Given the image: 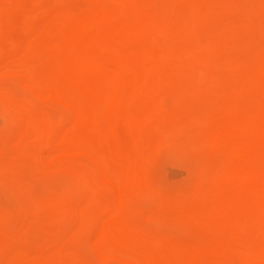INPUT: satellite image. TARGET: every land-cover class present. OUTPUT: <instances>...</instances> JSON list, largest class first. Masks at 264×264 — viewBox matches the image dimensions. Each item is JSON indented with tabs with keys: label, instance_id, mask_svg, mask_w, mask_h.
<instances>
[{
	"label": "rangeland",
	"instance_id": "374dc122",
	"mask_svg": "<svg viewBox=\"0 0 264 264\" xmlns=\"http://www.w3.org/2000/svg\"><path fill=\"white\" fill-rule=\"evenodd\" d=\"M0 243L264 264V0H0Z\"/></svg>",
	"mask_w": 264,
	"mask_h": 264
},
{
	"label": "bare ground",
	"instance_id": "6f19581e",
	"mask_svg": "<svg viewBox=\"0 0 264 264\" xmlns=\"http://www.w3.org/2000/svg\"><path fill=\"white\" fill-rule=\"evenodd\" d=\"M92 2V1H91ZM91 5H92V3H90ZM149 4H151V3H149ZM89 5V4H88ZM147 6V5H146ZM105 7H107V6H105ZM129 8V7H128ZM147 8V7H146ZM124 14L123 15H125V12H123ZM130 14V13H129ZM153 14H155V13H153ZM120 15V14H119ZM145 15V14H144ZM98 16V15H97ZM64 16H60V19H62ZM123 17V16H122ZM146 17V16H145ZM121 19V18H120ZM125 19V18H124ZM131 19V18H130ZM138 19H141V18H138ZM137 19V20H138ZM69 20V19H68ZM118 20V19H117ZM126 20V19H125ZM132 21V20H131ZM135 21H136V18H135ZM141 21V20H140ZM151 21H153V20H151ZM92 22H94V21H92ZM125 23H126V21H125ZM132 24H133V22H131ZM170 23H172V22H170ZM120 24V23H119ZM136 25V24H135ZM156 25V24H155ZM158 25V24H157ZM124 26H127V25H125L124 24ZM134 26V24L132 25V27ZM149 26V25H148ZM191 26V25H190ZM104 27V26H103ZM114 27H116V26H114ZM139 27H140V25H139ZM152 26H150V28H151ZM126 28H128V27H126ZM155 28V27H154ZM108 29H110V28H108ZM114 29V28H113ZM143 29V27H141L140 28V30H142ZM137 31H139V30H137ZM161 32V31H160ZM110 33V32H109ZM121 33V32H120ZM135 33H137V32H135ZM138 33H141V32H138ZM122 34V33H121ZM130 36V35H129ZM126 38V37H125ZM162 40V39H161ZM164 41V40H163ZM167 42V41H166ZM106 45V44H105ZM141 48H144V47H142V46H140ZM118 49V48H117ZM120 50H121V48H120ZM146 50V49H145ZM64 51V50H63ZM76 51H79V50H76ZM105 51V50H104ZM107 51V50H106ZM121 51H124V50H121ZM164 51V50H163ZM150 52V51H149ZM171 52V51H170ZM184 52V51H183ZM188 52V51H187ZM124 53V52H123ZM122 53V54H123ZM139 53V52H138ZM164 53H166V52H164ZM169 53V52H168ZM75 54V53H74ZM156 54V53H155ZM160 54V53H159ZM92 55V53H90V55L89 56H91ZM162 54H160V58H162L163 56H161ZM94 56V55H93ZM93 56H91V57H93ZM141 56V55H140ZM90 57V58H91ZM168 57V56H167ZM166 57V58H167ZM182 57V56H181ZM188 57V56H187ZM80 58V57H79ZM164 58V57H163ZM100 59V58H99ZM183 59V58H182ZM79 60V59H78ZM101 60V59H100ZM179 60V59H178ZM185 60V59H184ZM118 61V60H117ZM160 61H162V59H160ZM175 61V60H174ZM177 61V60H176ZM186 62V61H185ZM133 63V62H132ZM178 63V62H177ZM104 64H107V63H104ZM122 64H124V63H122ZM140 64V63H139ZM217 64V63H216ZM109 65V64H108ZM146 65V64H145ZM111 66H113V65H111ZM138 66H140V65H138ZM147 66V65H146ZM187 66V65H186ZM113 67H116V66H113ZM148 67V66H147ZM134 68V67H133ZM147 69H149V68H147ZM159 69V68H158ZM197 69H199V68H197ZM135 71H136V69H135ZM149 71H151V70H149ZM160 71V70H159ZM140 72V71H139ZM153 73H155V72H153ZM201 73V72H200ZM49 74V73H48ZM121 74V73H120ZM145 74H147V73H145ZM49 76V75H48ZM211 76V75H210ZM138 78H140L139 76H138ZM149 79V78H148ZM148 79H146V80H148ZM199 80H201V79H199ZM213 80V79H212ZM123 81V80H122ZM149 81H151V80H149ZM195 81V80H194ZM43 82H45V81H43ZM158 82V81H157ZM38 83L41 85L42 84V86L44 85V83H41V82H39L38 81ZM205 83V82H204ZM153 84V83H152ZM156 84V83H155ZM159 85V84H158ZM158 85H155V86H158ZM151 86V85H150ZM218 87V86H217ZM155 88V87H154ZM211 91V90H210ZM68 91L67 90H65L64 88H63V86H60V87H58L57 89H56V93L59 95V96H65L66 98H69V100L70 99H72V98H74V97H72L73 96V94H74V92H72L71 93V91H70V93H71V95H70V93L68 94L67 93ZM137 92H139V91H137ZM76 94V93H75ZM83 94H85V93H83ZM184 95V94H183ZM75 99V98H74ZM73 99V100H74ZM123 99V98H122ZM126 99V98H125ZM181 99H183V98H181ZM206 99H207V97H206ZM73 100H71L70 101V103L69 102H67V103H69L70 105H73ZM75 101H77L76 99H75ZM80 101H81V99H80ZM105 101V103H106V99L104 100ZM144 101V100H143ZM159 101V100H158ZM79 102V101H78ZM75 102V103H77V106H79L80 104L79 103H81V102ZM117 102H119V101H117ZM137 103V102H136ZM191 103V102H190ZM79 104V105H78ZM75 105V104H74ZM133 105V104H132ZM158 105H160V104H158ZM188 105H190V104H188ZM187 105V106H188ZM102 107H104V103L101 105ZM101 106H98L100 109H98L99 111H101L102 109H101ZM189 107V106H188ZM96 108V107H95ZM157 109V108H156ZM206 109V108H205ZM149 110V109H148ZM183 110H184V108H183ZM206 110H208V109H206ZM153 111V110H152ZM88 112H90V111H88ZM147 112H149V111H147ZM191 112V111H190ZM207 112V111H206ZM209 112H212V111H209ZM208 112V113H209ZM98 113H101V112H98ZM157 113V112H156ZM183 114H185V112L183 113ZM154 115H156V116H158V114H154L153 113V116L152 115H148V117H149V119H152L151 117H154ZM211 115V114H210ZM142 116H144V114L142 115ZM195 116V115H194ZM217 116V115H216ZM139 117H141V115H139ZM165 117V116H164ZM88 118V117H87ZM195 118V117H194ZM200 118V117H199ZM146 119V118H145ZM144 119V120H145ZM153 119H155V120H159L160 118L158 117V119L155 117V118H153ZM208 119V118H207ZM160 121V120H159ZM187 121V120H186ZM158 121H156V123H157ZM242 124V123H241ZM151 125H154V124H152L151 123ZM181 128H183V127H181ZM191 128V127H190ZM187 129V128H186ZM183 130V131H187V130ZM195 129V128H194ZM189 131V130H188ZM80 133H81V131H80ZM221 133V132H220ZM65 134V133H64ZM191 135V134H190ZM69 137H70V135H69ZM67 140V139H66ZM76 140V139H75ZM219 140V139H218ZM71 141H72V138H71ZM73 142H74V144H75V141L73 140ZM97 144V143H96ZM142 144V143H141ZM148 144V143H147ZM148 146H151L150 145V143L148 144ZM145 147V146H144ZM147 148V147H146ZM151 148V147H150ZM234 149H236V148H234ZM145 153V152H144ZM234 155H236L235 153H234ZM228 156V155H227ZM232 158V157H231ZM106 163V162H105ZM231 164V163H230ZM235 165V164H234ZM239 167H241V166H239ZM232 169V168H231ZM236 169H241V168H236ZM215 171V173L213 172L212 174H217L218 173V171L217 170H214ZM246 172V171H245ZM220 173H221V171H220ZM237 173V172H236ZM248 173V172H247ZM246 173V174H247ZM250 173V172H249ZM243 174H245V173H243ZM226 176V175H225ZM229 177V176H228ZM237 178V177H236ZM239 179H242V178H239ZM233 180H235V179H233ZM223 183H225V182H223ZM223 183H221V184H223ZM217 185V184H216ZM223 190V189H222ZM219 193V192H218ZM218 193H216L217 194V196H218ZM221 193V192H220ZM203 197V196H202ZM86 213V212H85ZM85 216H86V214H85ZM0 244H2V243H0ZM18 264V263H17Z\"/></svg>",
	"mask_w": 264,
	"mask_h": 264
}]
</instances>
